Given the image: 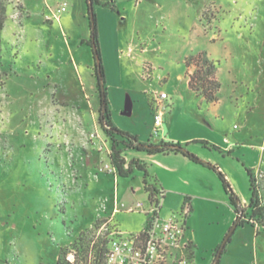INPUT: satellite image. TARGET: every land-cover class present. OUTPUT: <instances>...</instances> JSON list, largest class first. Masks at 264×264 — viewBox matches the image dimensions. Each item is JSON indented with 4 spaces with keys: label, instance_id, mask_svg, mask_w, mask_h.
<instances>
[{
    "label": "rangeland",
    "instance_id": "1",
    "mask_svg": "<svg viewBox=\"0 0 264 264\" xmlns=\"http://www.w3.org/2000/svg\"><path fill=\"white\" fill-rule=\"evenodd\" d=\"M67 1L50 10L43 0H0V12L6 9L0 30V264H68L74 250L78 264H94V254L112 231L139 232L148 221L145 170L134 165L129 176L110 172L107 150L91 143L92 133L105 137L95 59L87 44L90 20L87 5L85 18L76 7L70 12L69 4L67 13L59 12ZM107 1L93 7L96 15L99 11L113 123L141 141L162 138L163 132L150 134L153 106L145 91L156 76V85L173 103L166 110V134L175 143L190 138L180 143L202 162L187 157L186 164V155L174 151L131 148L126 156L153 170L152 158L160 154V165L177 168L166 184L171 191L161 200L160 217L175 212L181 218L182 209L192 205L187 221L196 254L188 264H213L237 221L231 189L243 206L250 200L248 169L262 171L256 176L264 196V0ZM173 7L184 22L174 17L165 24L164 10L169 17ZM62 14L63 21L56 22ZM202 26L206 34L200 33ZM202 41L213 48L221 83L219 101L207 118L210 103L203 101L201 108V95L180 89L177 79L186 73V53L207 50L198 46ZM73 61L90 76L84 88ZM116 191L121 211L113 216ZM138 201L146 210H122ZM262 222L238 226L219 264H264Z\"/></svg>",
    "mask_w": 264,
    "mask_h": 264
},
{
    "label": "trees",
    "instance_id": "2",
    "mask_svg": "<svg viewBox=\"0 0 264 264\" xmlns=\"http://www.w3.org/2000/svg\"><path fill=\"white\" fill-rule=\"evenodd\" d=\"M88 10V18L90 20L91 34L87 41L92 47V52L94 55V75L97 79V87L100 94V115L99 124L102 128L105 140L110 146V160L111 165L114 166L118 173L123 176H129L133 170L134 165L138 168L145 170V175L143 179L144 189L148 193V198L150 204L156 203L158 206L161 205V200L164 198V191L159 188L156 182L150 180V175L144 164L139 161L132 160L127 161L125 157L126 150L137 149L145 150L149 153L158 152H182L187 157L202 162L195 154L190 153L185 150L182 143L166 142L161 141L158 144L152 143L150 141H141L136 135H133L127 131L119 129L112 121V113L109 106V100L107 97L106 88V73L105 67L102 61L101 46L99 41V31L97 23V15L94 11L93 5L95 3H100L98 0H85ZM106 5V4H104ZM6 20V9L1 7L0 12V30L3 29ZM185 64L187 68L195 67V71L188 73L189 75V85L191 89L197 92L199 95L205 97L209 103H217L219 101V90L221 88V83L216 76V71L219 67V62L212 60L206 50H202L196 54H191L185 58ZM248 174L250 177V190L251 197L248 206H243L236 195V193L231 189L230 191V203L234 211L237 213V218L240 216L241 219L238 226L245 224H252L253 220L257 218L264 220V196L261 194L260 187L257 184L256 173L252 169H248ZM221 178L224 183L230 185L227 182L226 176L220 173ZM242 214L240 215V213ZM249 215V216H248ZM248 217V218H247ZM251 220V222H250ZM263 223V222H262ZM230 241V240H229ZM108 240L104 242L102 248L98 249L96 252V259L94 264H102L104 260V255L107 250ZM215 261V259H214ZM213 261V263H214ZM59 264H62L59 260ZM68 264H70L68 262Z\"/></svg>",
    "mask_w": 264,
    "mask_h": 264
},
{
    "label": "built area",
    "instance_id": "3",
    "mask_svg": "<svg viewBox=\"0 0 264 264\" xmlns=\"http://www.w3.org/2000/svg\"><path fill=\"white\" fill-rule=\"evenodd\" d=\"M67 2H63L58 11L67 10ZM168 94L165 91L156 93L154 98L158 104L153 118L155 132L158 133L163 124V100ZM98 134L92 133L91 137ZM105 169L110 172H117V169L106 164ZM146 210L142 202L128 208V211ZM161 205L150 204L147 209L148 221L145 228L139 232L124 234L119 230L111 232L107 250L102 264H188L192 261V240L188 237L187 219L191 208L187 204L181 211V218L174 214L166 218L160 217ZM115 212L118 211L116 207ZM242 212L240 213V215ZM68 261L70 264H78V252L70 253ZM190 256V257H189ZM94 262L96 254H94ZM92 259L87 256L86 260Z\"/></svg>",
    "mask_w": 264,
    "mask_h": 264
},
{
    "label": "crops",
    "instance_id": "4",
    "mask_svg": "<svg viewBox=\"0 0 264 264\" xmlns=\"http://www.w3.org/2000/svg\"><path fill=\"white\" fill-rule=\"evenodd\" d=\"M44 1V3L43 4H45V5H47L48 7L50 6V10H54V8L56 7V5L59 3V2H61V1H57V2H53V3H51L49 0H43ZM67 1V0H66ZM100 3H99V5H104V4H108V1L107 0H98ZM68 2V1H67ZM68 4H69V7L71 8V11L70 12H73L74 11V9H75V7H76V9L78 8V12H79V15L81 14L82 16H83V18H85V8H86V1L84 2V0H76V2H72V3H69L68 2ZM106 5H104V6H106ZM27 6H28V4H27ZM46 6V7H47ZM69 7H68V10L65 12V13H67L68 11H69ZM175 7V6H174ZM174 7H173V13H170V14H172L171 16H170V14H169V17H167V12H166V10H164V17L162 18L163 20H164V22H165V24H167V23H169V22H171L173 19H175L176 20V23H178V21H179V19H178V17H177V15L179 14L178 12H175L174 11ZM100 8V7H99ZM161 8H162V5H161ZM73 10V11H72ZM98 10V9H97ZM64 13V14H65ZM64 14H62V16L60 17V18H58L57 17V19L55 20L56 22L58 21V19L59 20H61V21H63V18H64ZM185 13H183V15H184ZM72 17V16H71ZM175 17V18H174ZM166 18H168V20L166 19ZM187 21H188V19H187ZM97 22H98V24H100V20H99V11H98V13H97ZM167 22V23H166ZM180 23L181 22H184L183 20L182 21H179ZM98 31H99V41H100V28L98 27ZM200 33L201 34H206L205 33V29L203 28V26L202 27H200ZM203 46L204 48H206L207 50V53H208V56L212 59H214V57H213V55H212V50H213V48L211 47V45L209 44V43H207V42H203L202 41V43H199L198 44V46ZM100 46H101V43H100ZM78 47V46H77ZM79 48V47H78ZM197 46L195 47V49H192L191 51H194L195 50V52L197 51ZM80 49V48H79ZM76 51H78L77 50V48H76V50L75 51H73L72 50V54L73 53H75ZM188 54H190V52H188V53H186L185 55H184V59H185V57H186V55H188ZM118 57L119 58H121V59H123V58H126V59H128V60H130L131 58L130 57H127V56H121L120 54H118ZM75 57L73 56L72 57V59H74ZM74 63H76L75 65V71H76V73H77V75H78V80H79V82L81 83L80 85L84 88L85 86H86V83H89L90 82V76L86 73V71L85 72H83L82 70H81V67L79 66V65H77V62L76 61H73ZM181 64H182V62H181ZM159 67V66H158ZM219 69V68H218ZM218 69H217V71H216V76H217V74H218ZM192 71H191V69H189V68H187L186 69V73H185V75H183V73L182 72H180L179 74H178V76H177V79L180 81V82H182L183 84H182V86H180V89H181V87H184V89L185 90H187V89H190V90H192V91H194L193 89H191V87H190V85H189V75H188V73H191ZM169 76L170 75H168V78H169ZM156 77V76H155ZM153 78L152 79V81L149 83V87H150V89H145V91H148V93L150 94V100H148V98H147V101H148V103H149V101H151V104H150V106H153V109H152V114H154V111H155V109L158 107V104H157V102H156V100H155V98H154V96H155V94L156 93H159V92H162V91H165L164 89H159L158 88V85H156V83H155V79H157L158 80V78ZM87 78H88V81L89 82H86V80H87ZM166 79V78H165ZM159 80H162V79H160L159 78ZM167 80V79H166ZM177 89L175 88V91H176ZM165 92H167V91H165ZM167 94H168V96H167V98L165 99V100H163V103H162V106L164 107V109H163V112H164V115H163V124H162V126H161V128L159 129V131H158V133H156L155 132V125H154V118H153V123H152V126H151V129H150V134H151V136H154L155 134H160V133H162L163 132V134H162V138L159 140V139H157V140H152V143H155V144H158V143H160L161 141H166V142H176L174 139H172V137H170V136H168L167 134H166V130H165V116H166V110L168 109V108H170L169 106H170V104L172 105L173 103H170L169 102V99H170V94L167 92ZM195 94H198L197 92H195ZM199 95V94H198ZM87 96H89V95H87ZM176 97L178 96V95H175ZM175 97V98H176ZM201 99H202V101L200 102V106H201V108L203 107L202 106V104H203V101H205L206 99H205V97L204 96H202L201 95ZM176 100V99H175ZM207 101V100H206ZM128 102H130V101H128ZM213 106H215V103H210V108L208 107V109H206L207 111H206V113L204 114V117L205 118H207L208 117V115H209V113L211 112V109H212V107ZM91 110L90 109V106L88 105V107L86 108V112H87V110ZM111 113H112V120H113V116H114V112L111 110ZM84 115H86V113L84 114L83 113V116ZM95 125V124H94ZM96 126V125H95ZM96 128V127H95ZM97 130L96 131H98V128H96ZM97 139V140H96ZM92 142V145L93 146H96V144L97 145H101L100 146V149L101 150H103V149H106L107 150V152H108V154H110V146H109V144H108V142L105 140V138H103V136H102V134H99V136H97V137H94V139L93 140H91ZM147 141H150L151 142V139L150 140H147ZM186 141H190V138H188V139H183V140H181L180 142H182V143H184V142H186ZM227 142H229V140L227 139ZM231 148H232V146L230 145V146H228V147H226V150H228V149H230L231 150ZM261 148H262V146H261ZM179 155H181V154H177V156H179ZM161 155L160 154H156V155H154L153 156V158H152V162H154V168H153V170H149L148 168H147V172L149 173V175H150V178H152L151 179V181H153V179H154V181L156 182V184H157V186L159 187H161L162 188V190L164 191V197H168V192H170L171 190H169L168 189V187H166V184L168 183V181L170 180V179H172V174H170V173H172L173 172V170H177V168L176 167H174V169L173 168H170V169H168V168H166V167H164L163 165H160V164H162V163H160V159H159V157H160ZM125 157H126V159H127V161H129V159L127 158V156H126V153H125ZM184 157V159H183V161L186 163V164H188L189 163V158H187V156H183ZM159 163V164H158ZM106 164H111V163H106ZM118 172V171H117ZM262 171L261 170H258L256 173L258 174V173H261ZM112 173H114V172H112ZM153 174V175H151V174ZM114 174H116V172L114 173ZM133 192H134V190H133ZM124 196H125V193H123L122 194V198H124ZM120 193L119 192H115L114 193V197H113V200H114V202H115V204H114V209L117 207L118 208V211L117 212H115L114 211V209H113V216H115V214L116 213H118L119 211H121V208H120V206H119V199H120ZM149 199V198H148ZM139 202H142L143 203V201H138V202H136L135 204H132V205H130V206H127V208H126V205H122L123 206V208H122V210H124V211H127V212H130V211H128V208L129 207H131V206H135L137 203H139ZM144 204V203H143ZM248 204H249V202H248ZM248 204L247 205H245V206H248ZM189 206H190V208H192V205H190L189 204ZM134 212V211H133ZM248 218V217H247ZM187 223H188V221H187ZM146 224H147V222H146ZM146 224H145V226H146ZM247 225H250V226H252V227H255V226H253L252 224H247ZM145 226H144V228H145ZM143 228V229H144ZM143 229H141V230H143ZM140 230V231H141ZM235 233V232H234ZM190 233L188 232V237L192 240V244H193V246H192V251H193V253H192V255L193 256H195V254H196V252H195V250H194V246H195V241H194V238H193V236L192 235H189ZM191 236V237H190ZM232 240V236H231V238H230V241ZM229 241V242H230ZM228 242V243H229ZM227 243V244H228ZM227 244H226V246H227ZM226 246H225V248H226ZM225 248H224V250H225ZM224 250H223V252H224ZM223 254V253H222ZM219 262H220V260H219Z\"/></svg>",
    "mask_w": 264,
    "mask_h": 264
},
{
    "label": "water",
    "instance_id": "5",
    "mask_svg": "<svg viewBox=\"0 0 264 264\" xmlns=\"http://www.w3.org/2000/svg\"><path fill=\"white\" fill-rule=\"evenodd\" d=\"M126 113H130V107L127 108V112ZM240 219H241V217L239 216L237 218V221L233 225V227L230 229V231L226 235L225 239L222 242V245L220 246V248H219V250L217 252V255H216V258H215V261H214L213 264H219V260L221 258L222 253H223V250H224L226 244L229 242L231 236L234 234L235 230L237 229Z\"/></svg>",
    "mask_w": 264,
    "mask_h": 264
}]
</instances>
